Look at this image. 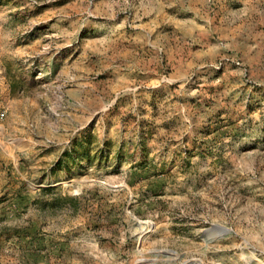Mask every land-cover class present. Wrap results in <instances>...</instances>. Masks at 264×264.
Listing matches in <instances>:
<instances>
[{
    "label": "rangeland",
    "instance_id": "rangeland-1",
    "mask_svg": "<svg viewBox=\"0 0 264 264\" xmlns=\"http://www.w3.org/2000/svg\"><path fill=\"white\" fill-rule=\"evenodd\" d=\"M0 67V264H264V0H0Z\"/></svg>",
    "mask_w": 264,
    "mask_h": 264
},
{
    "label": "crops",
    "instance_id": "crops-1",
    "mask_svg": "<svg viewBox=\"0 0 264 264\" xmlns=\"http://www.w3.org/2000/svg\"><path fill=\"white\" fill-rule=\"evenodd\" d=\"M133 38V37H132ZM131 39V37H128L126 40L128 41V44H130V40ZM131 40H134V42H136L135 40V38H133V39H131ZM128 50H131V48H129ZM135 52L133 53L132 51L130 52V51H123L122 53H121V55L122 56H124V58L123 59H133V60H136V59H139V58H136V56H135ZM121 59H122V57H121ZM134 67H135V63H134Z\"/></svg>",
    "mask_w": 264,
    "mask_h": 264
},
{
    "label": "bare ground",
    "instance_id": "bare-ground-1",
    "mask_svg": "<svg viewBox=\"0 0 264 264\" xmlns=\"http://www.w3.org/2000/svg\"><path fill=\"white\" fill-rule=\"evenodd\" d=\"M214 233H217V234H221V233H224L223 229L219 228V227H215V228H212Z\"/></svg>",
    "mask_w": 264,
    "mask_h": 264
},
{
    "label": "built area",
    "instance_id": "built-area-1",
    "mask_svg": "<svg viewBox=\"0 0 264 264\" xmlns=\"http://www.w3.org/2000/svg\"><path fill=\"white\" fill-rule=\"evenodd\" d=\"M3 69L2 67H0V75H2Z\"/></svg>",
    "mask_w": 264,
    "mask_h": 264
}]
</instances>
